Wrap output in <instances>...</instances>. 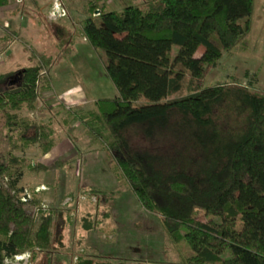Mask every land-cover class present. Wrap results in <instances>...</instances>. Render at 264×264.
Here are the masks:
<instances>
[{"label":"trees","instance_id":"16d2710c","mask_svg":"<svg viewBox=\"0 0 264 264\" xmlns=\"http://www.w3.org/2000/svg\"><path fill=\"white\" fill-rule=\"evenodd\" d=\"M253 3L153 0L121 12L102 8L83 23L89 46L105 55L117 97L77 119L112 156L141 207L161 219L169 243L186 246L183 264H264V92L204 85L224 53L249 47ZM40 72L38 65L22 70L19 87H28L0 95L9 131L0 147V264L26 252L29 260L37 253L50 260L53 223L64 212L33 217L19 201L31 166L26 153L36 147L45 156L54 147L49 128L20 114L35 108ZM131 127L146 141L173 142V156L131 147ZM86 216L82 228L94 229ZM92 263L80 256L76 264Z\"/></svg>","mask_w":264,"mask_h":264},{"label":"rangeland","instance_id":"374dc122","mask_svg":"<svg viewBox=\"0 0 264 264\" xmlns=\"http://www.w3.org/2000/svg\"><path fill=\"white\" fill-rule=\"evenodd\" d=\"M149 1L153 0H57L65 17L56 21L48 18L52 0H8L0 6V95L18 88H10L8 83L13 82L22 70L40 66L35 108L23 107L20 114L49 128L54 141L50 152L56 148L45 160L36 147L28 150L26 157L31 166L25 169L20 186L31 191L38 186L47 188V191L33 196L37 202L32 201L33 206L45 205L48 209L44 213L64 210L62 217L53 223L50 260L46 259L45 253H37L28 264H76L80 256L90 258L92 264H146L149 260V264H156V257L165 264L177 261L183 264L180 256L188 252L186 246L173 248L166 233L164 241L161 239L157 245L144 238H139L136 243L132 238L137 227L132 224L129 230L127 219L124 224L120 217L127 198L134 195L100 140L88 134L82 121L77 119L78 114L84 116L96 112L97 101L117 97L104 70V53L92 49L83 36L85 19L97 18L96 13L100 14L102 8L121 12L127 6H139ZM247 39L249 47L246 50L236 48L223 54L216 68L205 77V86L238 84L264 92V0H254ZM3 125L0 112V147L6 144V135L9 134ZM126 137L131 147L142 152L166 157L174 154L173 142L163 145L146 141L135 127L126 130ZM175 146L177 149V143ZM59 147L63 149L60 151ZM34 166L37 168L31 169ZM86 185L102 193L100 196L92 194L91 187H82ZM82 196L87 200L80 201ZM92 196L95 203L88 200ZM66 198L72 202L61 206ZM33 206H25L26 211L30 213ZM87 214L91 216L88 221L96 223L94 229H99L106 221L101 226L105 232L106 226L111 225L121 228L123 237L128 235L130 238H122L116 246L113 235L92 232V237L96 238L88 251L81 245L75 246L76 237L82 233L81 220ZM138 219L143 221L140 216ZM61 241L71 242V245H60ZM112 254L116 257L112 258Z\"/></svg>","mask_w":264,"mask_h":264},{"label":"crops","instance_id":"0c3cea01","mask_svg":"<svg viewBox=\"0 0 264 264\" xmlns=\"http://www.w3.org/2000/svg\"><path fill=\"white\" fill-rule=\"evenodd\" d=\"M66 145H67V143H66ZM61 146H63V145L61 144ZM55 149H53V151ZM62 149H63V147H61L59 150L61 151ZM52 152L46 154L43 159L44 160L48 159L52 155ZM62 155L60 157H62ZM56 160H57V158H56ZM83 185H85V184H83ZM82 187L83 188H90L91 186L86 185V186H82ZM91 188H94V187H91ZM127 200H128L127 203L124 205V207L121 208L123 215L120 217V219L125 221L124 224H127L126 223V219H127V222L129 224V227H128L129 230L132 229L133 225H134V227H137V230L135 231L133 229L134 232H132V233H134L132 238L136 239L135 242L137 243L138 242L137 240H139V238H141V239L144 238V240L149 241V243H151L152 245H157L159 242H161V239H162V241H164L165 230L163 228L162 221L157 216L146 212L141 207V205L139 204V202L137 201L135 196L129 197V198H127ZM138 216H140L143 219V221L139 220ZM137 222H138V225L136 224ZM104 224H106V221H104L100 224L99 229L85 230L82 228V233L78 237H76L75 246L79 247V245H81L85 249V251H88V248L93 244L94 239L96 238L94 235H93L94 237H92V235H91L92 232L93 233L98 232V233H100L99 235H103L105 233L108 235H113L112 241L116 240V246L121 243L122 238H124L126 240H128L130 238V237L128 238V235H126V237H123V232L121 231V228H117V227L115 228L114 226H111V225L106 226L107 231L105 232V230H103L101 228V226ZM99 238H100V236H99ZM64 241H65V239H64ZM64 241H61L60 245H61V243H62V245H65V244L71 245L70 244L71 242L67 244ZM112 241H110V242H112ZM156 251H158V250L156 249ZM171 252H174V250H171ZM171 254L173 255V253H171ZM117 256H119V255H117ZM111 257L114 258L116 256L114 254H112ZM172 259H174V258H171V260ZM84 260H91V259L89 258V259H84ZM149 263H151V260H149V262H147L146 264H149ZM154 263H156V264L164 263L165 264L166 262L162 261L161 258L156 257L154 260ZM136 264H140V263H136ZM172 264H180V262L177 261L176 263H172Z\"/></svg>","mask_w":264,"mask_h":264},{"label":"built area","instance_id":"2783aa9c","mask_svg":"<svg viewBox=\"0 0 264 264\" xmlns=\"http://www.w3.org/2000/svg\"><path fill=\"white\" fill-rule=\"evenodd\" d=\"M21 1V0H16ZM52 11L49 13L48 18L51 21H56L58 19L65 17V12L62 10L57 2V0H52ZM99 15V12L96 13ZM95 14V15H96ZM47 191V188L45 186H38L35 187L32 191L28 189H23L22 193L19 194V201L24 204L25 206L32 205L31 202L33 201V196H36L40 194L41 192ZM86 197H80V201H86ZM88 200L92 203L96 202V199L94 196L89 197ZM72 202L70 198H66L62 203L61 206H65ZM33 206V205H32ZM48 208L45 205H39V206H33L30 210V213L27 212L29 215L33 217H38L39 214L42 212L44 213ZM30 259V254L28 252L13 256L12 258H7L3 260V264H28Z\"/></svg>","mask_w":264,"mask_h":264},{"label":"flooded vegetation","instance_id":"af4514ba","mask_svg":"<svg viewBox=\"0 0 264 264\" xmlns=\"http://www.w3.org/2000/svg\"><path fill=\"white\" fill-rule=\"evenodd\" d=\"M8 86L10 88H12L13 86H16V87L21 86V77L19 75L17 77H15L13 79V82L11 81V82L8 83Z\"/></svg>","mask_w":264,"mask_h":264},{"label":"water","instance_id":"95a60500","mask_svg":"<svg viewBox=\"0 0 264 264\" xmlns=\"http://www.w3.org/2000/svg\"><path fill=\"white\" fill-rule=\"evenodd\" d=\"M28 86L22 85V87H18L16 90L11 91V93H16L22 90V88H27Z\"/></svg>","mask_w":264,"mask_h":264}]
</instances>
